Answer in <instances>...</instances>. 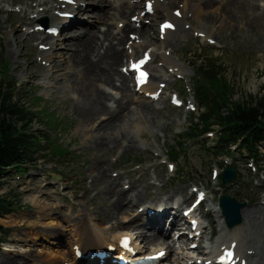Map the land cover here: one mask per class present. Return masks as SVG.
Masks as SVG:
<instances>
[{"label": "rangeland", "instance_id": "rangeland-1", "mask_svg": "<svg viewBox=\"0 0 264 264\" xmlns=\"http://www.w3.org/2000/svg\"><path fill=\"white\" fill-rule=\"evenodd\" d=\"M202 1L189 0L196 7ZM179 2L176 1L171 5V8H177ZM211 2L213 4L202 12L197 20L192 17L188 22L194 27V30L207 32L217 42L215 47L208 48L206 44L194 39L192 33H184L174 40L170 38L160 47L168 46L172 48L174 53L172 60L175 62L182 61L185 64L193 61L194 58L192 57L198 56L200 52L211 57L220 58V62L225 68L224 75L233 87V100L254 105L256 100L264 98V0H248L245 5L234 4L232 0H225L224 2L211 0ZM91 6L93 9L90 14L87 13L88 15L83 17L82 20L92 22L98 29H104L103 25L96 22L97 11L100 6L96 4ZM111 19L112 17H109L108 21ZM227 20L228 22L231 21L233 25L226 32L224 28H220V23ZM14 21L18 25L14 26ZM22 23L23 19L0 11V53L2 50L5 52L7 63H10V75L20 83H24V79L29 78L31 74L37 76L39 73L45 72L30 65H34L36 62V48L31 46V41L37 39H27L24 36L23 28L19 25ZM8 24L12 25L9 27ZM93 30L96 31L97 28ZM18 33L19 36H17ZM78 34L74 33L73 35ZM147 36L152 37L149 30ZM152 43L154 42L150 44ZM204 48H207V51H201ZM162 53V49H159L158 54L162 55ZM83 70L75 71L73 75H76L74 78L71 77V80L73 79L74 82L81 84L100 85L98 80H93L84 75L85 72L81 74L80 72ZM1 71L2 69H0ZM69 72L70 75L71 71L69 70ZM71 80L68 78L66 82L65 80L53 82L55 87L53 89L44 88L45 84L42 88H34L36 95L43 99L39 103L38 110L46 109L54 115V118L59 120L61 124L59 142L64 147L68 146L69 150L74 153L73 159L70 162L66 161L69 163L67 166L63 165L60 160L53 162L51 158H49L51 160L44 159V162L45 160L47 162L44 166L53 165V170H62L65 173V179L59 186L63 192L62 198H56V195L49 193V190L45 191L46 195L40 193L39 185L45 174L39 168L31 170L27 175H22L19 180L13 178L16 174L6 176L3 188L0 191V195L9 197L10 200L18 203L21 207L19 211L0 219V224L11 230L8 237L10 242L0 245V254L4 253L11 256L16 261H22L23 256L29 257V255H32L35 259L50 260L53 256H57L59 251L69 250L70 241L79 232L81 234L79 224L82 223V218L87 216H100L102 218H105V216H121V212L126 209L125 203L132 198L133 206L130 204L129 206H132V208H127L129 214L122 215L130 216V214L136 213L137 206L142 205L143 202L156 201L159 195H178L189 185V182L185 180L183 182L166 183L163 179L158 184L149 174H144L139 179L137 174L144 173V170L136 172L135 176L130 175V167L134 163H123L122 160L130 161V159H127L129 156H137V160L148 161V153H142L136 139H134V147L131 148H129L131 145L129 143L126 147L120 146L122 142L127 141L128 137L126 136L118 137L119 143L117 146L109 145V140L104 141V146H101L98 140L92 139V137L97 138L102 135L111 137L110 133L118 135L120 131L130 132L132 136L131 122L133 121L143 126L142 136L149 148L160 146L159 137L156 135L157 131H162L166 144L171 145L174 141L171 134L172 129L177 127L184 131L190 119L188 113L172 109L166 104L158 106L157 109L153 108V111L151 110V114L145 120L138 118L136 115V117L120 123V115L114 117L117 114L116 112L111 116L102 115L105 112H87L84 97H81L78 90L77 92L70 90ZM33 83L36 85L39 83V79ZM114 84L119 88V79H114ZM106 87L109 86H103V88ZM169 87L170 85L168 89ZM139 104L129 102V110L139 107ZM104 117L109 118L108 123L102 125V127L99 126V131H97L96 127L104 121ZM177 122L183 125L177 126ZM120 126L123 129H120ZM35 127L39 128L38 123L35 124ZM118 150L123 151V156L114 164L111 157ZM260 150L264 153L263 146L260 147ZM187 158L185 161L181 160L183 170L186 173L197 172L200 177H206L207 165L205 159L201 152L196 150L195 146L188 148ZM211 163L214 162L211 161ZM235 164L240 173L239 179L236 180V183L239 184L234 186V189L238 190V198L241 200L247 198L248 201L255 202L256 206L247 205L249 208L258 207L262 190L254 189L251 184V181L256 177L248 172L242 160H236ZM113 172L120 173V175L114 177L112 176ZM158 176L161 178L163 174L159 173ZM128 180H130V183H127L130 185V189L124 193L122 185ZM26 181L31 184L25 183ZM160 187L161 190L159 191ZM53 190L59 192V190ZM78 194L82 196L78 197ZM231 195L235 196V194ZM56 199L66 206L60 214L54 211L59 213L61 208L51 210L52 203ZM77 215H79V220L75 218ZM50 222H54V225H50ZM92 223L97 225L99 233L103 235L104 225L102 223L97 224L94 220ZM246 228L247 225L241 228L240 231H244ZM52 229L56 232L50 236L48 233ZM115 229L117 228L113 226L112 230ZM33 236H36V238L31 239ZM58 240L60 241L58 242Z\"/></svg>", "mask_w": 264, "mask_h": 264}, {"label": "bare ground", "instance_id": "bare-ground-1", "mask_svg": "<svg viewBox=\"0 0 264 264\" xmlns=\"http://www.w3.org/2000/svg\"><path fill=\"white\" fill-rule=\"evenodd\" d=\"M51 0H45V2H50ZM87 1L88 3H94L97 5L102 6L100 9V12L98 13V21L100 23H104V27H106V23L108 22L106 19L108 17V14L110 11H113V16L115 23L122 22L124 23V27L119 31L116 26H113V28L110 27V25L107 26V29L103 32L94 31V28H97L96 26L92 27L91 23L82 24V26H74V30L71 31L70 38L63 41V51L60 53H57L55 58L53 59L52 63L54 66L59 67L57 69V72H61L63 70H83L80 72L81 74H85L86 76L92 78L93 80H99L102 83L114 86L113 80L115 77H118L119 80H121V86L119 87L120 92L122 93V98L117 99L114 101L116 105V109L118 110L116 115L114 117H117L120 115V123L126 122L128 119L132 117H137L140 119H146L147 116L151 113V110L148 107H143L142 105H139L137 110L136 108H133L132 110H129V100H128V88L125 84V79L117 74V65L122 62V60L125 58V50L120 48L119 46L123 45L124 43V36L125 32L127 30H131L134 28L133 24L127 21L129 17V12L135 8L134 5L131 6L130 2L132 0H83L82 2ZM232 3L238 4V5H245L248 3V0H232ZM213 3L211 0H203L197 7L190 5L189 2L185 1V6L183 9L185 11H192L194 10L192 17L197 20L199 16L202 15V12L207 10ZM103 7H108V9H104ZM86 7L85 9H77L74 11V13H77L80 15L81 13L83 16L91 9ZM186 15V14H185ZM167 17L171 18V15L167 14ZM50 23L53 24V21H50ZM114 23V25H115ZM232 22L228 20L226 22L220 23V28H224V30H229V28H232ZM93 28V29H92ZM78 31V35H74ZM31 37V36H30ZM32 38V37H31ZM128 41V39L126 40ZM165 59V58H164ZM166 61V59H165ZM176 67V66H174ZM73 71V72H74ZM76 75V74H75ZM75 75L72 76V78L75 77ZM71 87L70 90L72 92H77L81 94V97H84L85 99V106L87 107L86 111L91 113H97V112H105L106 114H109V109L107 108L105 102L107 101L108 94L100 89L98 85H87V84H81L79 82H74V80H71ZM150 89H153V84L150 85ZM123 100L125 101L123 105ZM154 120V119H153ZM102 124H105L103 122ZM123 125V124H122ZM120 129H123L122 126H120ZM96 130L99 131V129ZM111 137L107 136H98L97 138L93 137L94 139L99 141V144L101 146H104L103 142L108 141L109 145L117 146L119 141L118 137H128L130 140L129 143L133 144V141H131V137L129 136V133L126 131H120L118 135L111 134ZM134 146H129V148ZM122 201V199H121ZM129 205H125V210L121 213V216H105V220L97 219L99 222H110L114 221L119 228L122 229L124 225H130L134 224L130 228L136 232V235L138 238H145V235H148L146 239L150 241V239L154 238L155 234L151 232L150 234H146L143 231V224H137L141 219L139 215H131V216H122L123 214H127L128 210L127 207ZM159 207L161 206L158 205ZM115 210L118 211L117 208ZM253 215H260L258 219H255V216ZM246 216L248 221L251 223V227L255 230L257 234L262 233L260 241L261 244L264 246V213L258 208L256 210H250L248 212L242 211V217ZM262 219V225L256 226L254 221H259ZM83 221V225H81V230L83 231V235L80 237L79 241L82 242V245L85 249L88 248H98L102 245L103 239H95L93 236V233L90 232V228L88 225H91L92 218H89L88 220L81 219ZM137 221V223H136ZM50 225H54V222H50ZM87 226L86 232H84V228ZM97 228V225L93 224ZM161 224L158 223L153 227V230H157L158 227H160ZM124 231H127V229H123ZM97 233L94 231V234ZM36 238V236L31 237V239ZM61 259L66 260L70 257V254L68 252H60ZM32 256V255H31ZM56 257V256H54ZM53 257V258H54ZM57 260V259H53ZM14 260L11 256H8L6 254L1 255L0 254V264H25L24 262H17ZM35 261V260H34ZM52 263V262H51ZM32 264H38L37 261H35Z\"/></svg>", "mask_w": 264, "mask_h": 264}, {"label": "trees", "instance_id": "trees-1", "mask_svg": "<svg viewBox=\"0 0 264 264\" xmlns=\"http://www.w3.org/2000/svg\"><path fill=\"white\" fill-rule=\"evenodd\" d=\"M200 72L202 79L197 83V97L211 110L209 115L202 117L203 123L208 119L219 123L223 127L221 139L234 142L242 137L243 145L249 149L264 141V99L254 105L233 102L230 85L222 77L221 68L215 64L206 65ZM34 117L35 114L29 113L20 102L0 91V177L6 168H20L26 159H31L30 151L35 148L39 136L48 140L47 135L29 133ZM17 123H20L19 128ZM11 210L12 204L0 199V215ZM6 231L0 227V234Z\"/></svg>", "mask_w": 264, "mask_h": 264}, {"label": "water", "instance_id": "water-1", "mask_svg": "<svg viewBox=\"0 0 264 264\" xmlns=\"http://www.w3.org/2000/svg\"><path fill=\"white\" fill-rule=\"evenodd\" d=\"M225 176H226V178H225L224 181L226 182L229 178H231L233 176V171L230 170V169H227L226 173H225Z\"/></svg>", "mask_w": 264, "mask_h": 264}]
</instances>
